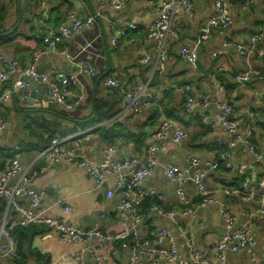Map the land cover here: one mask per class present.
<instances>
[{"label": "crops", "instance_id": "obj_1", "mask_svg": "<svg viewBox=\"0 0 264 264\" xmlns=\"http://www.w3.org/2000/svg\"><path fill=\"white\" fill-rule=\"evenodd\" d=\"M0 1L7 7L8 13L5 20L7 31L4 32L7 34L2 35L9 38L6 43L0 45V57H16L24 66L31 63L32 51L41 47V36L47 29L55 28L68 9L75 8L80 16H85L93 7V0H46L43 6L41 0H20L18 11L17 0ZM154 1L124 0L120 11L104 10L105 18L97 25L81 34H74L69 39L67 45L70 57L58 54L41 56L36 63L39 71L56 67L66 73L77 74L76 59L88 58L94 64V76L78 74V90L84 93L85 101L80 107L66 111L49 100L45 93L34 106L35 110L29 111L30 106L23 102L21 91H15L6 102H0V117L6 122L5 130L0 131V145L4 146L1 150L19 159L32 177V187L45 191L43 207L50 215L66 217L73 227H98L104 234L113 236L120 227L116 212L119 194L113 181L108 179L98 187L91 177L73 165L49 164L47 158L42 155L44 147L49 143L48 136L69 139L77 128L95 127L93 131L96 135H91L88 140L83 141L86 154L93 160H101V151L108 144H112L117 147L114 157L119 160L130 155H141L154 127L162 117L169 118L186 130L187 137L178 144L168 142L158 151V163L146 179L145 186L163 195L166 208L180 209L174 188L167 182L163 170L166 165L176 164L191 172L188 156L195 154L207 171L204 181L212 190L215 201L204 208H197L191 215L174 220L154 215L148 208L141 213L143 234L152 228L168 227L184 257H189L196 249L213 256L215 243L225 230L216 213L218 204L225 202L226 207L237 216L235 226L238 227L246 221L244 213L257 211L262 203L259 198L245 203L221 193L220 177L229 172H221L220 168L217 171L208 170L205 162L216 159L219 149L215 143L217 140H225L226 136L221 131L210 133L200 122L203 114L208 115L210 120L216 119L213 105L206 110L200 109L196 116H192L185 109L182 90L186 85H192L197 94H213L214 85L223 84L226 98L233 105L241 123L251 124L256 137L263 133L264 128L256 125V122L258 120L264 123V105L261 104L260 98L264 93V80L247 85L234 83L233 76L243 69L240 58L219 54L212 59L211 53L219 50L224 40L248 44L249 36L260 26L261 16L264 14V0H254L246 9H241L243 0H231L233 26L224 33L212 32L208 39L200 44L197 70L194 72L180 59L179 48L181 45L194 44L201 23L214 14V0H192L194 15L191 18L187 17L184 9L177 8L172 22L174 28L179 31V37H168L166 40L168 58L164 70H153V61L145 65L140 63L144 54H150L153 59L156 53L155 43L147 40L145 32V24L153 18ZM45 16L48 19L44 20L41 27L38 19ZM58 16L62 17L59 21ZM18 18L20 23L15 26ZM130 21L136 22L138 29L127 30L126 26ZM112 32L118 34V44L115 48L110 44ZM85 45L87 46L84 49ZM219 65L225 67L223 72L216 71ZM250 65L264 72V54L262 57H251ZM106 75H120L128 81L147 82L156 105L145 109L138 116H122L120 113L125 89L106 86L103 83ZM16 79H21V76L15 75L0 83V95L11 90L9 84L13 87ZM231 86L232 90L226 88ZM101 100L104 107L98 110L96 101ZM106 131L109 132L107 136ZM234 156V159L242 157L247 161L253 178L261 175L263 167L254 162L244 145L237 147ZM8 159L4 160V165ZM109 190L113 191L111 197L107 196ZM186 191L192 201L197 200L198 194L192 185H188ZM19 201L24 205L28 203L27 198H20ZM2 202L4 199H0V205ZM64 205L70 206L68 213L63 211ZM252 223L257 238L254 258L245 251L228 252L227 264H264V217H255ZM40 228L42 232L34 235L31 247L41 254L48 255V264H74V254L82 249L83 245H62L47 226L41 225ZM182 228L188 230L189 242L180 235ZM1 247H5V241L1 242ZM161 248L162 245L154 244V252L151 256L144 257L142 264H152V257L157 255ZM102 255V264H128L127 249L114 238L104 243ZM84 261V264H93L88 258ZM0 264L12 263L0 253ZM159 264L172 263L161 260Z\"/></svg>", "mask_w": 264, "mask_h": 264}, {"label": "built area", "instance_id": "obj_2", "mask_svg": "<svg viewBox=\"0 0 264 264\" xmlns=\"http://www.w3.org/2000/svg\"><path fill=\"white\" fill-rule=\"evenodd\" d=\"M45 1L41 0V6ZM253 1L243 0L241 9L248 8ZM213 4L214 14L201 23L194 44L181 45L179 48L180 59L192 72L197 70L200 44L207 40L212 32L224 33L234 24L231 0H214ZM123 6L124 0H93V7L85 16H80L75 8L68 9L55 28L47 29L41 36L42 45L32 51L29 65H21L16 57H0V83L8 81L15 75L30 76L44 84L48 99L64 110L71 111L80 107L85 101V95L78 90V74L94 76L96 74L94 64L88 58L76 59L77 74H69L56 67L39 71L36 63L43 55L58 54L70 57L67 42L74 34H81L97 25L105 18L104 10L118 12ZM178 7L184 9L188 18L193 17L192 0L153 2V18L145 24V32L147 40L155 43L156 53L153 59L150 54H144L140 58L141 64L145 65L153 61V70H164L168 58L166 40L168 37L171 39L179 37V31L174 28L172 22ZM47 19V16L38 19L41 27ZM138 27L139 25L134 21L128 22L126 26L127 30H136ZM110 44L113 48L117 46L116 32L110 34ZM89 46L93 48L91 44ZM219 54L233 55L242 61L243 69L233 76L234 83L247 85L264 80V72L250 65L251 57H262L264 54V14L261 16L259 28L249 36L248 44L224 40L220 49L211 53V58L215 59ZM224 70L223 65L216 68L217 72ZM103 83L111 88L125 89L120 113L122 116L127 114L138 116L145 109L156 105L153 94L148 90L147 82L128 81L120 75H106ZM18 90L21 91V98L25 99L29 92L28 83L22 79L14 80L12 89L0 95V102H6ZM182 92L185 109L192 116H196L200 109L206 110L213 105L216 119L210 120L208 115L203 114L200 122L210 133L221 131L226 136L225 140H217L215 143L219 149L216 159L205 162L208 170L217 171L222 167L224 171L229 172L220 177L221 193L245 203L259 198L262 203L257 211H246L244 213L246 221L238 227L235 226L237 216L226 207L225 202L218 204L216 213L222 220L225 230L215 243L213 256L196 249L189 257H184L179 252L173 233L168 227L152 228L143 234V217L139 206L146 197L154 198V202L149 207L152 214L170 220L191 215L197 208H204L215 201L212 190L204 181L207 171L201 159L195 154L188 156L191 172L183 170L176 164L166 165L163 170L167 182L174 188L178 203L181 205L180 209L166 208L163 195L145 186L146 179L153 173L158 163V151L168 142L178 144L187 137V132L181 125L166 117H162L154 127L141 155H130L119 160L114 157L117 147L112 144H108L101 151V160H93L86 154L83 141L88 140L91 135H96L93 131L95 127L77 128L69 139L55 135L48 136L49 143L44 147L42 155L47 158L49 164L73 165L91 177L98 187L108 179L113 181L119 194L116 212L120 221V227L113 236L104 234L98 227L76 228L68 223L66 217L50 215L43 207L45 191L31 186L32 177L17 157L9 158L0 170V199H4L3 210L0 213L1 255L7 259L18 258L17 241L11 234L13 228L44 225L57 236L60 244L83 245V248L74 254V264H84L85 258L93 264H102V248L111 238L118 240L121 246L127 249L128 264H142L143 258L151 256L154 252V244L162 245V248L152 257V264H159L161 260L172 264H227L226 254L239 251H245L253 259L257 238L252 220L255 217H264V131L256 137L251 124L241 123L233 105L228 102L225 87L221 83L214 85L213 94L209 92L197 94L192 85H186ZM260 98L261 104L264 105V93ZM5 128L6 122L0 117V131ZM241 144L245 146L254 162L263 167L261 175L257 178H253L245 159L242 157L234 159V153ZM3 147L0 145V150ZM188 185L195 188L198 194L197 200L190 199L186 191ZM112 195L113 191L109 190L107 196ZM20 198H27L28 203L21 204ZM63 211L68 213L70 206L64 205ZM180 235L186 242L190 241L186 228L180 229ZM2 241H5L4 248L1 247Z\"/></svg>", "mask_w": 264, "mask_h": 264}, {"label": "trees", "instance_id": "obj_3", "mask_svg": "<svg viewBox=\"0 0 264 264\" xmlns=\"http://www.w3.org/2000/svg\"><path fill=\"white\" fill-rule=\"evenodd\" d=\"M34 1L38 2V0H34ZM62 1L66 2L65 0H62ZM6 10H7V7L1 4V1H0V45L6 43L9 40L8 36L2 35L5 31H7V29L5 28V20L8 14ZM58 14H60V12ZM58 17H57L58 18L57 21H59L62 18V17L60 18V16ZM226 88H230L232 90L233 86L226 87ZM96 107L98 110L103 109L104 102L102 100L96 101ZM256 125H259L260 127L264 128V123L261 121L257 120ZM105 135L106 136L109 135V132L106 131ZM11 157L12 155H8L7 152L0 150V168L3 167L4 160L6 158L8 159ZM220 169H221V172H224L222 167ZM152 202H154V198L152 197L144 198V200L139 206V211L143 213L146 210H148ZM3 206H4V202H2V204L0 205V213L3 210ZM40 226L38 225H29L25 227L17 226L12 229L11 234L12 236L15 237L17 241L16 245H17V254H18V258L9 259V261L12 264H48L49 263L48 255L41 254L39 251L31 247V242H32V238L34 237V235L42 232V228H40Z\"/></svg>", "mask_w": 264, "mask_h": 264}, {"label": "water", "instance_id": "obj_4", "mask_svg": "<svg viewBox=\"0 0 264 264\" xmlns=\"http://www.w3.org/2000/svg\"><path fill=\"white\" fill-rule=\"evenodd\" d=\"M17 6H18V11L20 7V0H17ZM20 23V18H18V21L15 26H17ZM7 34V33H4ZM21 79L24 80L25 82L28 83L29 85V92L28 95L25 99H22L25 104L30 106V110H35L33 109L34 106L37 104V102L44 97L46 93V87L44 84L38 82L37 80L33 79L30 76L22 75ZM185 84L188 83L187 81H183ZM9 87L12 88V85L9 84Z\"/></svg>", "mask_w": 264, "mask_h": 264}]
</instances>
